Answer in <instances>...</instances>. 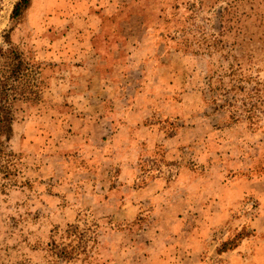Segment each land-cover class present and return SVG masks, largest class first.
Returning a JSON list of instances; mask_svg holds the SVG:
<instances>
[{
	"label": "rangeland",
	"instance_id": "1",
	"mask_svg": "<svg viewBox=\"0 0 264 264\" xmlns=\"http://www.w3.org/2000/svg\"><path fill=\"white\" fill-rule=\"evenodd\" d=\"M17 1L0 0V48L13 46L27 62L20 79L8 81L14 99L0 112L12 120V134L8 138L0 134V264H129L136 258L132 253L123 256V248H143L137 236L149 226H155L150 228L153 234L158 224L151 220L154 216L147 221L101 222L92 213L88 186L78 187L83 176L76 173L84 162L69 159L91 151L79 141L84 110L77 107L80 117H69L66 126L57 129L56 124L65 115L66 89L71 102L70 87L79 75L77 67L83 65L82 56L93 49L97 53L114 49L112 64L122 73L123 84H134L140 103L149 96L148 120L155 134L186 141L180 160L173 159L177 153L165 159L159 151L155 157L142 158L139 165L146 173L142 181L160 172L173 176L182 166H196L204 149H220L224 158L232 151L243 165L259 162L264 154V120L260 129L246 122L228 129L227 113L214 110L205 78L210 72L208 61L212 62L209 69L221 72L219 64L227 66L224 57L232 55L234 30L217 28L218 13L232 0H169L167 11H173L170 7L177 2V12L187 26V32L177 33L174 41L159 38L164 28L159 18L161 0H116L117 11L109 8L104 14L101 0H30L22 18L11 20ZM249 7L247 2L243 6ZM233 18L230 13L229 20ZM8 30L11 44L3 39ZM98 37L108 41L105 50L101 45L96 48ZM152 38L159 39L157 50ZM205 39L215 43L213 49ZM183 41L193 45L188 49ZM259 57L263 60L259 75L264 79V56ZM242 67L249 70L250 62ZM212 83L218 84L217 78ZM68 125H72L71 136L65 133ZM246 154L256 160H246ZM250 233L230 234L218 247L236 234L246 238Z\"/></svg>",
	"mask_w": 264,
	"mask_h": 264
},
{
	"label": "crops",
	"instance_id": "2",
	"mask_svg": "<svg viewBox=\"0 0 264 264\" xmlns=\"http://www.w3.org/2000/svg\"><path fill=\"white\" fill-rule=\"evenodd\" d=\"M100 7L102 14L109 8L115 13L117 2L101 0ZM125 25L132 29L130 21ZM94 43L104 50L109 46L99 37ZM106 51L83 54V65L77 67L79 75L70 87L72 104L84 110L79 141L91 151L69 160L84 162L76 173L83 176L78 187L88 186L86 194L98 220L147 221L151 216L158 220L153 234L150 228L155 226H149L137 236L143 248L125 247L122 255H134L136 260L129 264H264V154L258 163L243 165L232 151L224 158L220 149H204L199 151L203 157H192L196 166H182L173 176L147 171L151 176L142 181L146 175L139 165L142 158L155 157L159 151L165 159L177 153L173 159L180 160L187 144L179 136L154 133L148 120L149 96L139 102L137 88L123 84L122 73L112 64L115 50ZM94 126L98 132L91 131ZM249 156L244 157L256 160ZM243 230L251 235L234 249L217 252L221 240Z\"/></svg>",
	"mask_w": 264,
	"mask_h": 264
},
{
	"label": "trees",
	"instance_id": "3",
	"mask_svg": "<svg viewBox=\"0 0 264 264\" xmlns=\"http://www.w3.org/2000/svg\"><path fill=\"white\" fill-rule=\"evenodd\" d=\"M168 1L161 0L162 6L159 18L164 23V28L159 38L160 40L174 41L177 33L182 32L185 34L187 32V26L186 21L177 12L179 4L174 2L173 7H170L174 12H168ZM246 2L250 4L248 9L243 8ZM29 3L30 0H18L13 7L11 20H20ZM231 8H233V12ZM230 13L234 17L231 20H229ZM193 21L194 19L190 17L188 22L192 25ZM218 21L220 24L217 28L222 29L227 26L230 30L233 29L234 38L230 43L232 55L230 58L223 56L227 61V66L223 64H219L218 66L221 72L209 69L212 62L208 61V71L210 70V72H208L205 78L209 82L208 90L212 93L210 102L216 112L227 113L228 129L233 126L238 127V123L241 122L248 123L250 128L260 129L263 127L261 123L264 120V79L260 78L259 75L262 71L259 65L263 61L259 56H264V0H232L229 2V7L224 8L218 13ZM3 39L7 44H11L9 30L5 32ZM159 43L158 38L154 39V41L152 40V45L156 50L159 47ZM183 43L188 49L193 45L189 41H183ZM204 43L210 49H213L215 45V43H209L206 39ZM175 45L178 46V42H175ZM188 49L185 50L191 51ZM207 51L209 53L208 56L211 57L212 52ZM0 57L3 59V65L0 67L1 112L8 109L14 99L9 94L8 81L11 78L20 79L23 72L27 70V62H25L21 53L13 46H9L8 48L1 47ZM245 61L250 62L251 68L249 70H245L242 67ZM215 78H217L218 84L213 85L212 80ZM64 92H62L63 96L65 95ZM66 92L68 99L62 105L65 115L56 124L57 129L66 126L69 117H80V114L77 113L78 108L69 100L67 89ZM72 132V125H68L65 131L66 135L71 136ZM0 134L5 135L7 138L12 134V120L7 114L0 115ZM49 135L47 134L45 138H48ZM52 135L50 140L54 137ZM41 149L47 151V148L42 147ZM243 238H245V234H236L225 242H222L217 249L218 253L234 249Z\"/></svg>",
	"mask_w": 264,
	"mask_h": 264
}]
</instances>
